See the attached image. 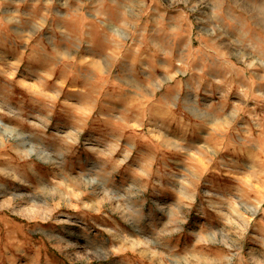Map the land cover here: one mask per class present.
Instances as JSON below:
<instances>
[{
	"label": "rangeland",
	"instance_id": "rangeland-1",
	"mask_svg": "<svg viewBox=\"0 0 264 264\" xmlns=\"http://www.w3.org/2000/svg\"><path fill=\"white\" fill-rule=\"evenodd\" d=\"M0 264H264V0H0Z\"/></svg>",
	"mask_w": 264,
	"mask_h": 264
}]
</instances>
